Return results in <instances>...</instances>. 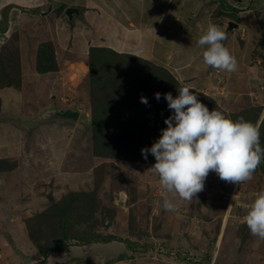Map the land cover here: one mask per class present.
<instances>
[{
    "label": "rangeland",
    "instance_id": "rangeland-1",
    "mask_svg": "<svg viewBox=\"0 0 264 264\" xmlns=\"http://www.w3.org/2000/svg\"><path fill=\"white\" fill-rule=\"evenodd\" d=\"M224 1L230 5L224 11L227 17H219L216 25L223 27L224 31L226 21L233 20L246 27L243 26L241 33L230 37L225 47L228 48L233 42L241 52L250 53L259 33L257 22L260 18L264 22V0L243 3ZM233 2L236 5L232 7ZM241 7L245 10H239ZM44 8L41 6L37 12H42ZM13 11L20 12L16 8ZM51 20L54 23L58 20L70 23L64 13L62 17L53 15ZM19 28L20 36L16 40L22 45L25 42L24 56L30 49L34 60L35 53L42 45L52 43L59 66V71L48 73V79L53 84L51 88H40L30 83L33 86L25 92L26 96H31L27 101L29 108L22 116L35 112L40 106L38 102L43 100V104H46L44 107L54 103L58 107L74 108L81 117L75 124L45 123L32 133L22 131L23 136L19 142H15L19 143L18 146L13 149L11 146L4 154L0 153V157L3 156L0 166L2 163L9 170L12 169L5 173L0 171V264H40L42 258L31 232L37 231L35 239L45 245L53 236L52 229H58L59 224L55 221L50 223L47 230L45 226L40 230L42 221L33 220V217L53 209L64 199L74 210L66 229L67 235L82 237L85 233H98L114 236L119 241L84 246L74 241L66 253L53 254L46 264H264V239L255 236L246 241L241 239L244 232L249 231L241 223V218L246 215L245 205L252 203L256 194L264 191V173L255 174L251 180L241 184L231 182L230 185L212 171L205 180L202 192L190 201L174 199L176 210L166 211L163 207L166 194L159 184V178L148 171L156 163L155 157L149 153L145 160L141 150L151 148L161 138L168 118L163 120L164 124L158 125V129L155 122L160 121L149 120L148 124L140 126L127 118L119 120L117 128L111 129L113 134H108L106 140L110 141L105 144L107 146L98 148L101 153L107 154L96 156L97 139L91 123L94 115L93 87L88 76V55L74 52L72 48L63 54L60 53L62 49L52 41L36 40L34 34L38 31L43 35L45 25L33 27L37 28L36 32L31 25ZM244 28L247 29L246 35ZM261 30L259 44L252 52V59L249 58L248 87L240 77L238 80L232 77L234 71L230 73L233 81H227L229 92L236 90L232 92L234 95L226 96L227 90L224 89L223 94L210 97L219 111L231 119L233 113L245 109H264V23ZM55 33L56 29L53 31ZM106 42L110 41L103 44ZM19 48L22 50L23 47ZM228 49L231 53L232 50ZM125 60L129 61V58ZM29 68L33 69L27 65L26 72ZM121 68L127 71L124 64ZM146 68L148 71L138 75L155 80V69ZM13 73L17 75L16 84L21 86V80H24L22 70L15 69ZM227 74L222 71L223 77H227ZM125 80L132 83L131 78L126 77ZM121 83L124 87L125 82ZM146 84L140 81L132 86L138 94L135 93V98L130 100L141 108L146 106L141 103V97L148 98L149 95L150 98L160 89L157 82L147 84L150 88L146 95L143 89ZM176 88L172 91L175 97ZM97 91L102 94L100 89ZM160 92L162 94L163 90ZM226 97L229 105L217 102ZM41 107L31 115L37 114ZM109 115L113 116V110ZM236 195L237 199L234 200ZM168 198L171 199L170 194ZM230 205L232 207L229 209ZM90 210L92 216L88 220ZM192 210L194 214L188 215V211Z\"/></svg>",
    "mask_w": 264,
    "mask_h": 264
},
{
    "label": "crops",
    "instance_id": "crops-1",
    "mask_svg": "<svg viewBox=\"0 0 264 264\" xmlns=\"http://www.w3.org/2000/svg\"><path fill=\"white\" fill-rule=\"evenodd\" d=\"M118 1L49 0L47 7V0H26L24 3H18L16 0H0V25L3 24L0 26L1 154H4V151L11 146L12 149L17 147L19 143L15 142H19V138L23 136L22 131L13 123L23 117L24 111L29 108L27 101L30 100L31 96H26L25 92L27 88L30 89L33 86L30 83L46 89L53 85L48 79L50 73L39 74L37 71V52L34 60L30 49L25 52L24 56V45L26 44L24 42L22 45L16 40L20 36L19 30L21 28L19 27H30L31 25L33 28L39 24L45 25L43 35L38 34V31L36 32L37 28H33L36 32L34 34L35 39L52 41L62 49L59 51L63 54L72 48L74 52L89 56L92 48H99L106 50L114 59L119 57L125 60L129 57L135 61L157 62L155 65L169 71L182 86L190 85L192 90L209 98L211 97L208 95L209 92H215L214 85H217L216 80L218 79V81L221 79L223 87L225 86L224 89L227 90L226 96L234 95L232 92L236 91L229 92L228 90L227 81H233L232 77L235 80L240 77L248 87L250 78L247 75L251 69L250 59H252V52L258 46L261 38L262 18L257 22L258 37L260 38L257 37L250 53L241 52L233 42L228 45V48L232 50L231 55L236 58V61H239H237L238 67L234 75L231 77L228 72L227 77H223L222 71L204 65L202 60L203 49L198 47L196 43L209 23L217 24L219 22V17H216L215 14L222 4L221 0ZM41 6L45 7L44 10L37 12L40 11ZM62 7L65 9L78 7L81 15L74 17L73 22L70 23L63 20L54 23L51 19L56 14L62 17L63 12H60ZM13 8L20 12H14ZM247 11L250 10L247 9ZM241 26L243 28L244 25ZM52 28L56 29L55 34H53L54 29ZM245 28L243 31L246 35L248 33ZM221 29L223 30V27ZM234 36L235 33L231 37ZM105 41L110 42L103 44ZM18 46H22V50ZM29 57H31L30 60ZM27 65L32 66L33 69L29 68L26 72ZM15 69L16 71L20 69L23 72L24 80H21V86L16 84L18 80L17 75L13 73ZM217 71L220 72L218 75H216ZM1 80L4 81L1 82ZM222 84L218 85L217 88L219 89ZM219 91H222V88ZM212 98L215 97L212 96ZM226 100L227 97L223 101L217 100V102L229 105ZM42 101L38 102L40 106L31 114L36 113L39 107L46 106ZM31 114L25 116H31ZM2 159L3 156L0 157V160Z\"/></svg>",
    "mask_w": 264,
    "mask_h": 264
},
{
    "label": "clouds",
    "instance_id": "clouds-1",
    "mask_svg": "<svg viewBox=\"0 0 264 264\" xmlns=\"http://www.w3.org/2000/svg\"><path fill=\"white\" fill-rule=\"evenodd\" d=\"M227 37L228 33L216 24L209 23L203 30L196 43L203 49L204 65L229 73L237 70L236 58L223 43ZM178 92L175 98L171 93L164 96L174 115L165 120L167 128L162 130L161 138L151 148L141 150L145 160L149 153L155 157L156 163L148 171L159 178L166 194V211L176 210L174 199L190 201L202 192L210 172L217 173L221 180L241 184L252 179L264 158L260 132L253 124L210 111L190 85L179 87ZM155 98L159 100L161 94L156 93ZM141 103L148 104L147 98L141 97ZM245 208L241 223L246 224L251 235L264 239V191L257 193Z\"/></svg>",
    "mask_w": 264,
    "mask_h": 264
},
{
    "label": "trees",
    "instance_id": "trees-1",
    "mask_svg": "<svg viewBox=\"0 0 264 264\" xmlns=\"http://www.w3.org/2000/svg\"><path fill=\"white\" fill-rule=\"evenodd\" d=\"M221 2L222 4L215 15L216 17H221V16L227 17L224 15L225 13L224 11L226 10V7H229L230 5L229 6L226 5L225 4L226 2L224 0H221ZM233 4L236 5L233 2L231 4L232 7ZM65 10H66L65 7H62L60 9V12L65 13ZM239 10L243 11L245 9L241 7V9ZM57 11L59 12V9ZM263 23L264 22L261 21V26ZM55 57H56L55 48L52 43H47L42 45L37 52L38 73L47 74V73L59 71L58 62ZM112 57L113 56L107 53L106 50H102L99 48H92L91 53L88 56L89 58L88 76L90 78V82L93 87V91L91 95L94 105V115L92 116L91 123L92 126L94 127L95 135L97 139L95 142L97 148L96 156H103V155L105 156L107 154V153H101L102 151H99L98 148L107 146L105 144H107L110 141V139L106 140L108 138V134H113L111 129L113 128L114 130L115 128H117V126L119 125V120L121 119L127 118L129 122L136 121L134 123L140 126L144 124H148L147 122L149 120L160 121L159 123L155 122L156 127L158 129L159 128L158 125L160 123L161 125L164 124L163 120L174 115L173 110H170L168 108V102L164 99L165 94L171 93L173 98H175V94L172 91L175 90L174 89L175 87L178 88L182 87V85L175 79V77L169 71L158 65L153 64L152 62H148V61L143 62L140 60L135 61V60H131L132 58L129 57H128L129 61L123 59L116 60L114 58L112 59ZM123 64L126 66L127 71H123L122 68L120 69V66ZM146 66L149 68V70L155 69V73H156L155 80L152 78H148L146 75H142L143 78H141L138 75V73L148 71ZM126 77H128L129 79L131 78L132 83L125 80ZM218 80H216V84L217 85L222 84L221 79L220 81ZM120 81L125 82L124 87L122 86V83ZM140 81L141 82L145 81L147 84L150 85H152L153 82H157L160 88L159 93L161 94L160 91L161 89L163 90L161 94V98L159 100L155 98V95L151 96L150 94L151 96L150 98L148 95L147 96L149 98L148 104H146V106H142V108L138 107L135 102L133 103V101L130 100V98H135V93L138 94V91L134 89L132 86L138 85V82ZM147 84L143 88L146 91L145 92L146 95L149 93V88H150V86H148ZM129 87L132 88L129 89ZM98 89L102 91V94H100L99 91H97ZM191 91H193V94L197 95L198 100L202 102L205 106H207L210 111L212 110L219 111V108L212 99L206 97L205 95L195 90L191 89ZM176 93H177L176 96H178L179 95L178 90H176ZM107 98H109V100ZM98 103L103 104L102 107L100 106L98 107L97 106L99 105ZM111 110H113V116L109 115ZM102 112L104 113L102 114ZM232 115H233L232 119L230 116H227V118L233 121H237L243 118L245 121L250 122L259 130L260 145L262 148H264L263 107H260L257 110L256 108L255 110L254 108L250 110L245 109L243 112L233 113ZM120 129L121 128L119 127V130ZM11 170H9L8 167L2 165L1 163L0 166L1 173L10 172ZM258 173H264V158H262L261 163L258 166V168L255 170L253 176ZM66 200L67 199H64L60 203L55 204V207L53 209L45 211L44 213H38L36 216L33 217V220L40 219L42 221L40 223L41 226H39L40 230H42V226H45V229L47 230L48 227L50 226V223H54L55 221H57L59 224L58 229H52L51 233L53 234V236L49 240V242L46 243L45 245L42 244L41 241L35 239V234L37 236V231L31 232V236H33L35 246L39 249V254L41 255L42 258L40 264H46V261H48L50 256H52L53 254L66 253L69 246L72 245L74 241H76V243L79 244V246L91 245L97 243L107 244L115 240L119 241L114 236H103L98 233L95 234L91 233L89 235L85 233L84 236L82 237L80 236L73 237V235L72 236L67 235L66 229L71 223L70 219L73 217L74 210L69 208V205L67 204ZM91 216H92V210L88 212V220L91 218ZM244 226L247 228L246 224H244ZM252 237L254 236L251 235L249 231L248 233L245 231L244 236L241 239L242 241L243 240L246 241V239H250ZM120 242H125V241H120Z\"/></svg>",
    "mask_w": 264,
    "mask_h": 264
},
{
    "label": "water",
    "instance_id": "water-1",
    "mask_svg": "<svg viewBox=\"0 0 264 264\" xmlns=\"http://www.w3.org/2000/svg\"><path fill=\"white\" fill-rule=\"evenodd\" d=\"M241 2L242 0H236ZM248 0H243L246 2ZM51 6V5H50ZM65 17L69 21H73L74 17L80 16L81 11L78 8H67L64 13ZM224 31L228 33L227 39L223 42L226 44L227 40L233 35V33H241L242 26L235 23L233 20H228L225 23ZM81 114L77 109L68 108V107H58L54 103L50 104L47 107H42L39 109V112L35 115L31 116H23L20 117L13 125L20 129L21 131H25L27 133H32L35 129L42 124L55 123L60 125H65L66 123L75 124L79 121ZM195 211H188V215H193Z\"/></svg>",
    "mask_w": 264,
    "mask_h": 264
},
{
    "label": "built area",
    "instance_id": "built-area-1",
    "mask_svg": "<svg viewBox=\"0 0 264 264\" xmlns=\"http://www.w3.org/2000/svg\"><path fill=\"white\" fill-rule=\"evenodd\" d=\"M217 87H218V86H215V89H214L215 92H214L213 94H210V95H212L213 97L216 96V95H219V94H223V92H224V91H223V89H224L223 87H220V88H222V91H219L220 88L218 89ZM216 90H217V91H216ZM221 92H222V93H221ZM228 183H229L230 185L232 184L231 182H228ZM225 189H227V188H225Z\"/></svg>",
    "mask_w": 264,
    "mask_h": 264
},
{
    "label": "flooded vegetation",
    "instance_id": "flooded-vegetation-1",
    "mask_svg": "<svg viewBox=\"0 0 264 264\" xmlns=\"http://www.w3.org/2000/svg\"><path fill=\"white\" fill-rule=\"evenodd\" d=\"M243 1V0H242ZM225 28V27H224Z\"/></svg>",
    "mask_w": 264,
    "mask_h": 264
}]
</instances>
